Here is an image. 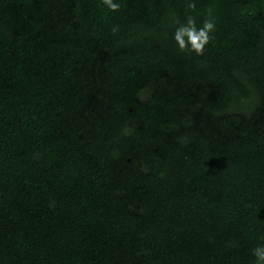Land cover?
Wrapping results in <instances>:
<instances>
[{
    "label": "trees",
    "instance_id": "16d2710c",
    "mask_svg": "<svg viewBox=\"0 0 264 264\" xmlns=\"http://www.w3.org/2000/svg\"><path fill=\"white\" fill-rule=\"evenodd\" d=\"M187 3L0 0V264H253L264 0Z\"/></svg>",
    "mask_w": 264,
    "mask_h": 264
},
{
    "label": "clouds",
    "instance_id": "9594fccd",
    "mask_svg": "<svg viewBox=\"0 0 264 264\" xmlns=\"http://www.w3.org/2000/svg\"><path fill=\"white\" fill-rule=\"evenodd\" d=\"M102 6L111 12H116L121 8V0H101ZM197 7V0H188L187 8L183 21L173 14L171 25L174 30L171 34L172 42L180 52L194 53L202 56L206 45L214 38L217 30L216 17L213 9L208 8L202 20L197 21L194 13ZM119 31V26H114L112 32ZM251 255L254 258L253 264H264V244H258L251 249Z\"/></svg>",
    "mask_w": 264,
    "mask_h": 264
}]
</instances>
